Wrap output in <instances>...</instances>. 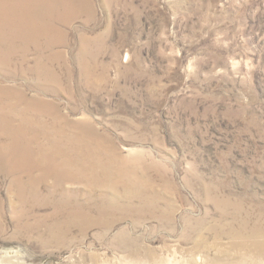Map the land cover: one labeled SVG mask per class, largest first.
Returning <instances> with one entry per match:
<instances>
[{"label":"rangeland","instance_id":"rangeland-1","mask_svg":"<svg viewBox=\"0 0 264 264\" xmlns=\"http://www.w3.org/2000/svg\"><path fill=\"white\" fill-rule=\"evenodd\" d=\"M0 37L2 263L264 264V0H0Z\"/></svg>","mask_w":264,"mask_h":264},{"label":"bare ground","instance_id":"bare-ground-1","mask_svg":"<svg viewBox=\"0 0 264 264\" xmlns=\"http://www.w3.org/2000/svg\"><path fill=\"white\" fill-rule=\"evenodd\" d=\"M14 30L16 31V32H18V31H22V29L20 28V27H15L14 28ZM15 31L13 32V30H11V34H12V36L15 38L16 36H17V34L15 33ZM0 43H1V37H0ZM4 52V49H1V46H0V53H3ZM7 91V90H6ZM3 93V92H2ZM1 101H4V100H2L1 99ZM7 105L9 106V107H11V105L10 104H8L7 103ZM12 108V107H11ZM263 251H264V248L263 247H260ZM4 258V257H3ZM5 259V258H4ZM3 259V260H4ZM7 262V261H6ZM0 264H5L4 263V261H3V263L0 261ZM232 264H244L243 262H239V261H234V263H232Z\"/></svg>","mask_w":264,"mask_h":264}]
</instances>
